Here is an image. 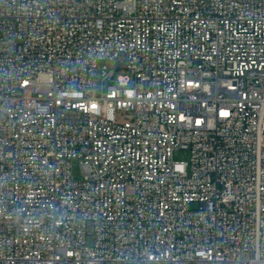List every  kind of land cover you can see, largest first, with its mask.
Here are the masks:
<instances>
[{
  "label": "built area",
  "instance_id": "obj_1",
  "mask_svg": "<svg viewBox=\"0 0 264 264\" xmlns=\"http://www.w3.org/2000/svg\"><path fill=\"white\" fill-rule=\"evenodd\" d=\"M0 264H264V0H0Z\"/></svg>",
  "mask_w": 264,
  "mask_h": 264
},
{
  "label": "rangeland",
  "instance_id": "obj_2",
  "mask_svg": "<svg viewBox=\"0 0 264 264\" xmlns=\"http://www.w3.org/2000/svg\"><path fill=\"white\" fill-rule=\"evenodd\" d=\"M99 68H98V74H100L102 67L105 65L108 70L110 69H115L117 74H126L127 71L125 68L122 67H117L115 62L110 61V60H101L99 61ZM173 157L175 159H184L188 160L190 157V154L188 151H175L173 153ZM71 175L73 179H81L82 178V171L79 165L78 160H73L72 161V167H71Z\"/></svg>",
  "mask_w": 264,
  "mask_h": 264
}]
</instances>
